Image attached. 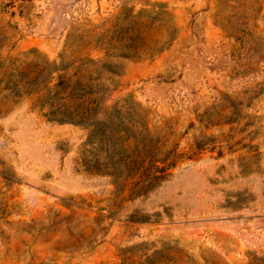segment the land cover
Wrapping results in <instances>:
<instances>
[{
	"label": "rangeland",
	"instance_id": "1",
	"mask_svg": "<svg viewBox=\"0 0 264 264\" xmlns=\"http://www.w3.org/2000/svg\"><path fill=\"white\" fill-rule=\"evenodd\" d=\"M161 3L174 39L120 59L106 106L131 97L183 157L134 188L89 172L105 156L90 128L0 102V264H264V0L17 1L0 7V58L59 59L71 29Z\"/></svg>",
	"mask_w": 264,
	"mask_h": 264
},
{
	"label": "trees",
	"instance_id": "2",
	"mask_svg": "<svg viewBox=\"0 0 264 264\" xmlns=\"http://www.w3.org/2000/svg\"><path fill=\"white\" fill-rule=\"evenodd\" d=\"M17 1L31 0H0V7ZM155 6L145 22L139 12L130 13L126 27L116 23L103 30L97 25L71 29L59 59L50 60L37 50L20 61L0 58L1 103L27 97L51 121L90 128L89 141L102 143L105 156L95 155L98 164L89 172L124 178L134 188L154 186L183 157L175 148L163 150L147 111L131 97L106 106L121 71L120 59L153 57L174 39L162 41L161 16L169 11L163 3ZM95 51L102 56H93Z\"/></svg>",
	"mask_w": 264,
	"mask_h": 264
}]
</instances>
